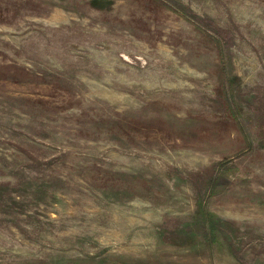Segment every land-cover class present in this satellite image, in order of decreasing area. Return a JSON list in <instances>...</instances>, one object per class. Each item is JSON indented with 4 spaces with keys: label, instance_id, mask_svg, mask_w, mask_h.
Segmentation results:
<instances>
[{
    "label": "rangeland",
    "instance_id": "1",
    "mask_svg": "<svg viewBox=\"0 0 264 264\" xmlns=\"http://www.w3.org/2000/svg\"><path fill=\"white\" fill-rule=\"evenodd\" d=\"M0 264H264V0H0Z\"/></svg>",
    "mask_w": 264,
    "mask_h": 264
}]
</instances>
